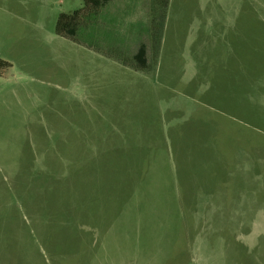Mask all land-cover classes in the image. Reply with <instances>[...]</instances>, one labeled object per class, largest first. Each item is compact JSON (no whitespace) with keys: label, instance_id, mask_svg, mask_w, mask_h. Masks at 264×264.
I'll use <instances>...</instances> for the list:
<instances>
[{"label":"rangeland","instance_id":"rangeland-1","mask_svg":"<svg viewBox=\"0 0 264 264\" xmlns=\"http://www.w3.org/2000/svg\"><path fill=\"white\" fill-rule=\"evenodd\" d=\"M82 4L0 0V264H264V0H171L151 73Z\"/></svg>","mask_w":264,"mask_h":264},{"label":"trees","instance_id":"trees-1","mask_svg":"<svg viewBox=\"0 0 264 264\" xmlns=\"http://www.w3.org/2000/svg\"><path fill=\"white\" fill-rule=\"evenodd\" d=\"M82 2V6L72 13L58 16L57 36L135 72L155 70L160 60L171 0ZM6 66L10 63L0 60V69ZM56 160L53 155L52 162ZM19 200L24 201L23 198ZM74 209L79 207L67 208L75 222Z\"/></svg>","mask_w":264,"mask_h":264},{"label":"crops","instance_id":"crops-1","mask_svg":"<svg viewBox=\"0 0 264 264\" xmlns=\"http://www.w3.org/2000/svg\"><path fill=\"white\" fill-rule=\"evenodd\" d=\"M107 59V58H106ZM90 207V206H88ZM93 208V207H91ZM74 213H75V221H82V222H88L90 223L91 225L95 226L98 225L97 223H95L93 217H92V212L90 210H85V209H74ZM97 228V227H96ZM98 229V228H97ZM73 243H76L74 242L73 240ZM47 246L50 245V242L48 240V242H46ZM59 261V259H57Z\"/></svg>","mask_w":264,"mask_h":264}]
</instances>
